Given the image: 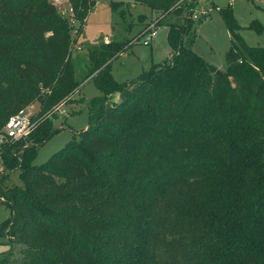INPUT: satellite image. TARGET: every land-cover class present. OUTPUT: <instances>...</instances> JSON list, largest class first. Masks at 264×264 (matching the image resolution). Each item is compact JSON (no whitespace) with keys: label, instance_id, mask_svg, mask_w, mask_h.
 <instances>
[{"label":"trees","instance_id":"16d2710c","mask_svg":"<svg viewBox=\"0 0 264 264\" xmlns=\"http://www.w3.org/2000/svg\"><path fill=\"white\" fill-rule=\"evenodd\" d=\"M67 1L78 34L95 2ZM131 1L158 26L183 21L168 26L165 64L119 83L110 66L128 42L89 48L78 81L72 27L53 0H0V135L38 105L28 137L0 144L4 172L24 184L0 190L11 211L0 264H264V47L246 46L228 12L219 75L186 45L196 0ZM86 81L101 94L87 128L35 166L55 110Z\"/></svg>","mask_w":264,"mask_h":264},{"label":"rangeland","instance_id":"374dc122","mask_svg":"<svg viewBox=\"0 0 264 264\" xmlns=\"http://www.w3.org/2000/svg\"><path fill=\"white\" fill-rule=\"evenodd\" d=\"M94 2L95 5L89 9L85 23L78 34L76 31L79 22L73 18L68 1L61 0L60 5L57 6L59 12L70 13L65 17L72 27L74 43L71 48V62L75 68L76 80L81 81L88 73L89 48L103 45L105 38L110 42H128L131 46L110 66L111 74L119 83L134 80L148 71L151 65L165 64L168 61L170 51L167 42L168 26L181 23L183 16L168 15L161 21L160 26L156 25V35L151 44L144 46L141 38L149 26L157 24L155 13H150V10L143 5L132 6L130 0H94ZM111 2H116L118 8L113 9ZM228 12L239 27L235 33L246 46L264 47V29L257 31L256 27H251L253 22H258L264 28V0H196L193 15L197 19L192 15V34L186 40V45L203 61L220 72L226 71V54L231 47L230 33L224 19ZM139 16L144 17L143 21L138 20ZM100 96L94 83L86 81L69 101L55 110L53 127L58 131L36 149L33 160L35 166L48 161L53 154L70 144L87 128L92 115L89 104ZM114 98L110 101L113 104L117 103ZM25 109L31 119L37 113L38 105L34 104ZM13 188H24L19 171L4 172L0 159V190L3 192ZM2 201L0 199V229L1 224L11 216L10 209ZM7 231L9 226L6 227L5 233ZM8 239V234L6 236L0 234V257L9 250Z\"/></svg>","mask_w":264,"mask_h":264},{"label":"built area","instance_id":"2783aa9c","mask_svg":"<svg viewBox=\"0 0 264 264\" xmlns=\"http://www.w3.org/2000/svg\"><path fill=\"white\" fill-rule=\"evenodd\" d=\"M53 3L57 8V6L60 5L61 0H53ZM59 13H62L61 15L62 16L64 15V17L70 14L67 11H62ZM193 18L197 19L195 15H193ZM156 25L157 24L154 23L151 26H149L144 36H142L141 41L144 46H149L152 42V39L155 37L157 31ZM109 43L110 41L107 38H105L104 44L107 45ZM32 128H33V124L29 116L26 114V109L21 110L16 115L11 116L6 121L4 127L2 128V135H0V144L2 142H7V141L25 139L32 131Z\"/></svg>","mask_w":264,"mask_h":264},{"label":"crops","instance_id":"0c3cea01","mask_svg":"<svg viewBox=\"0 0 264 264\" xmlns=\"http://www.w3.org/2000/svg\"><path fill=\"white\" fill-rule=\"evenodd\" d=\"M131 1V0H130ZM132 3V2H131ZM135 5H137V4H134V3H132V6H135ZM150 10V9H149ZM70 11H71V9H70ZM150 13H151V10H150ZM170 50V49H169ZM169 56H170V51H169ZM116 95H118V94H114L113 96H112V98H111V101H112V99H113V97H115L114 99L116 100V102H118V100H119V95L118 96H116Z\"/></svg>","mask_w":264,"mask_h":264},{"label":"water","instance_id":"95a60500","mask_svg":"<svg viewBox=\"0 0 264 264\" xmlns=\"http://www.w3.org/2000/svg\"><path fill=\"white\" fill-rule=\"evenodd\" d=\"M217 74L221 75V72L220 71H217Z\"/></svg>","mask_w":264,"mask_h":264}]
</instances>
